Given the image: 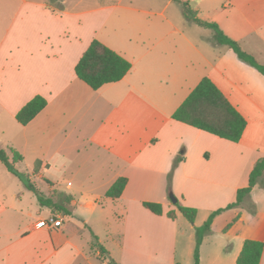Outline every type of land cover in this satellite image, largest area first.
Listing matches in <instances>:
<instances>
[{
    "label": "crops",
    "instance_id": "1",
    "mask_svg": "<svg viewBox=\"0 0 264 264\" xmlns=\"http://www.w3.org/2000/svg\"><path fill=\"white\" fill-rule=\"evenodd\" d=\"M171 1L129 0L123 9L164 17ZM223 1L227 13L207 22L264 66V0ZM57 11L43 0H0V126L7 127L2 134L17 129L11 120L33 97L47 101L29 124L18 123V142H3V150L30 152L33 169L26 175L32 184L41 180L47 191L35 185L36 190L60 206L41 205L0 162V264H182L176 256L179 236L185 263L194 264V228L234 203L264 158V76L228 46L210 43L218 49L212 56L203 41L181 32L180 40L170 37L174 32L163 22L141 23L123 49L102 42L131 69L94 91L74 68L95 39L92 21L99 23L105 9ZM205 77L245 119L238 143L171 118ZM119 178L127 180L121 196L107 198ZM169 194L197 210L189 233L178 227L183 217ZM143 203L160 204L162 215ZM231 210V220L214 233V222ZM51 216L61 219L59 227L42 225ZM238 224L242 230L235 229ZM245 240L263 243L264 264V173L240 206L214 218L198 264H235Z\"/></svg>",
    "mask_w": 264,
    "mask_h": 264
},
{
    "label": "trees",
    "instance_id": "2",
    "mask_svg": "<svg viewBox=\"0 0 264 264\" xmlns=\"http://www.w3.org/2000/svg\"><path fill=\"white\" fill-rule=\"evenodd\" d=\"M172 1L180 6L182 14L188 21L213 32L212 42L214 44L228 46L241 61L249 64L264 76V66L258 64L251 55L243 52L238 43L227 37L217 24L203 21L198 18L197 13L194 11L189 1ZM130 69L131 63L129 61L94 39L78 60L74 71L76 77L80 81L96 91L105 84L119 82L127 75ZM46 105L47 101L42 96L37 95L16 113L15 120L20 125L25 126L43 111ZM171 118L177 122L232 143H238L240 141L246 128V121L242 115L230 104L221 91L207 77L201 79L198 85L175 110ZM9 154L0 149V162L5 166L8 172L16 176L28 190L35 193L41 205L52 210L60 209V206L53 202L51 198H45L40 195L27 175H21L14 169L13 164L20 162L22 160L21 156L12 149H9ZM34 171H36V165ZM263 173L264 158H261L255 163L249 175L247 187L237 191L236 201L229 204L224 209L214 211L207 221L196 229L194 264H198L199 262V247L204 236L210 231L214 218L225 210L240 206L243 200L250 194L251 190L258 184ZM126 182L127 180L125 178L117 179L108 189L105 196L111 199L119 198L125 188ZM66 203H68V201ZM143 207L155 215H162V206L160 204L143 203ZM175 207L185 220L191 224L194 223L197 213L196 209L181 206L178 202L175 204ZM166 215L170 219L175 218L174 212H168ZM229 227L230 225L227 226L225 230ZM262 252L263 243L245 240L235 264H259ZM109 264L112 263L110 262Z\"/></svg>",
    "mask_w": 264,
    "mask_h": 264
},
{
    "label": "rangeland",
    "instance_id": "3",
    "mask_svg": "<svg viewBox=\"0 0 264 264\" xmlns=\"http://www.w3.org/2000/svg\"><path fill=\"white\" fill-rule=\"evenodd\" d=\"M45 1L49 6H52L55 8V10H58L57 12H60L62 10H67L72 13H79V12H86L91 11L97 8L103 7L105 11L103 12V17L101 18V21L99 23H95L92 21L91 24V32L95 34V39L99 42H105L108 44V46L113 47L117 50L118 48L123 49L124 46L129 44V38L131 37V34L134 31V28L138 24H153L154 22H163L165 23L166 27L170 30H172L174 33L170 36L172 38L180 40L181 33L185 34L188 38L196 41L197 43H206L205 47L208 49L210 54L212 56H215V53L218 49H214L213 46H215L212 43L213 38V32L209 29H204L199 27L198 25L189 22L185 16L181 12L180 6L176 2H169V6L166 9L164 13V17L158 16V15H145V14H138L133 12H128L123 9L125 5L129 2V0H43ZM64 1V4L62 5L61 2ZM167 1V0H162ZM184 1H190L191 5L194 6L195 9L198 11V17L202 20L208 21L209 18H211L212 15L218 13L222 14L227 13L226 10L223 9V4L225 1L223 0H184ZM96 16L97 14H90L88 16L84 17H92ZM85 18V19H86ZM94 20V19H93ZM175 28H177L179 31H176ZM181 32V33H180ZM213 45H211V44ZM107 46V47H108ZM213 47V48H212ZM0 119H3V115L0 116ZM11 120V119H10ZM8 118L6 117V123H8ZM13 125L19 129V124L15 120H11ZM7 127H1L0 126V149L3 150L7 148L2 143L6 142L7 140H11V142L15 141L18 142V135H17V129H13L10 127L9 131H5V134H2V129ZM15 146L19 148V144L16 143ZM18 153L22 156L21 162H16L14 164V169L20 173L21 175L29 174L30 171L33 169V162L34 157L33 155L29 153H25L24 155L20 153L19 150H17ZM4 169V168H2ZM52 174V173H51ZM44 176L47 178V175L44 173ZM51 179L53 178L52 175H48ZM59 174L56 175V180L53 181L54 184L57 185V182L59 181ZM48 177V178H49ZM15 182H18L16 178ZM61 182V179L60 181ZM61 183H59L60 185ZM34 186L36 185L41 192L46 193L47 186L42 184V181L35 178L34 179ZM61 186V185H60ZM245 208L250 211V207L248 205H245ZM243 215V218L248 221V213L244 212L243 210L240 211ZM234 210H231L229 212H226L221 216L219 219H217L213 224V231L214 233H217L218 230H220L226 222L231 220V216L233 215ZM201 219V216L199 215L197 218V222L199 223ZM245 222V223H246ZM244 223V224H245ZM189 225L191 223L187 222L184 218H179L178 220V227L181 231H189ZM198 228V227H197ZM195 233H196V229ZM243 224H238L235 226V229L237 231L242 230ZM196 239V236H195ZM177 259L181 258L183 259L182 264H186L184 260V251H181V248H185L181 244V238L180 236L177 239ZM188 264H193L192 260L188 262Z\"/></svg>",
    "mask_w": 264,
    "mask_h": 264
},
{
    "label": "built area",
    "instance_id": "4",
    "mask_svg": "<svg viewBox=\"0 0 264 264\" xmlns=\"http://www.w3.org/2000/svg\"><path fill=\"white\" fill-rule=\"evenodd\" d=\"M44 227H59L61 225V219L59 217L51 216L46 221L42 223Z\"/></svg>",
    "mask_w": 264,
    "mask_h": 264
},
{
    "label": "water",
    "instance_id": "5",
    "mask_svg": "<svg viewBox=\"0 0 264 264\" xmlns=\"http://www.w3.org/2000/svg\"><path fill=\"white\" fill-rule=\"evenodd\" d=\"M169 198L173 204L177 203V199L172 194H169Z\"/></svg>",
    "mask_w": 264,
    "mask_h": 264
}]
</instances>
